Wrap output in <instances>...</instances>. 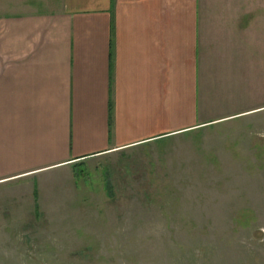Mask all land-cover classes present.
I'll return each mask as SVG.
<instances>
[{
	"label": "rangeland",
	"instance_id": "obj_1",
	"mask_svg": "<svg viewBox=\"0 0 264 264\" xmlns=\"http://www.w3.org/2000/svg\"><path fill=\"white\" fill-rule=\"evenodd\" d=\"M61 1L0 0V16ZM229 13L236 47L203 51L214 121L70 165L33 212L0 206V264H264V6Z\"/></svg>",
	"mask_w": 264,
	"mask_h": 264
},
{
	"label": "crops",
	"instance_id": "obj_2",
	"mask_svg": "<svg viewBox=\"0 0 264 264\" xmlns=\"http://www.w3.org/2000/svg\"><path fill=\"white\" fill-rule=\"evenodd\" d=\"M251 6L264 0H62L1 15L0 206L33 212L70 165L214 121L200 111L203 51L233 50L229 10ZM24 223H12L22 235L41 228Z\"/></svg>",
	"mask_w": 264,
	"mask_h": 264
}]
</instances>
